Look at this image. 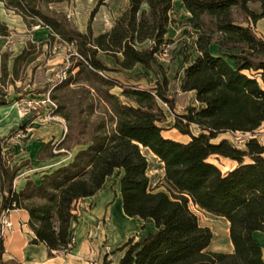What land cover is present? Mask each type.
Listing matches in <instances>:
<instances>
[{"label": "trees", "instance_id": "16d2710c", "mask_svg": "<svg viewBox=\"0 0 264 264\" xmlns=\"http://www.w3.org/2000/svg\"><path fill=\"white\" fill-rule=\"evenodd\" d=\"M0 1L29 27L49 28L48 42L60 38L75 46L73 68L78 71L58 90L84 85L107 106L105 118L92 129L86 122L76 130L69 113L58 109L68 121V132L59 143L44 144L39 159L81 149L68 164L45 172L39 180L27 177L20 191L15 181L30 162L13 167L5 153L7 139L0 136V218L5 212L26 210L35 236L32 243L44 244L50 257L67 255L76 246L70 245L80 218L79 203L97 195L119 170L125 214L152 220L157 228L141 239L130 238L116 250L124 253L120 264H264L255 238L257 232L264 233V145L257 138L246 141L244 149L226 139L215 142L224 133L253 134L264 124V39L255 31L264 19V0H182L190 15L187 22L198 36L197 55L192 61L185 58L180 88L194 93L200 105L183 114L174 111L167 81L141 89L100 74L112 71L100 55L113 58L124 71L138 65L151 71L161 68L158 56L169 44L175 0H127L112 28L98 35L48 15L39 0ZM236 13L244 17L242 22ZM36 48L30 43L12 69L9 55H0V90L7 79L14 84L20 78L22 66L36 60L32 53ZM116 88L120 94L112 92ZM8 105L6 95L0 94V108ZM163 105L173 114V129L188 136V142L164 137L159 125L167 118ZM143 150L163 164V185L152 187ZM214 157L237 166L223 173L211 162ZM192 206L229 222L232 254L208 250L214 234L200 225Z\"/></svg>", "mask_w": 264, "mask_h": 264}, {"label": "rangeland", "instance_id": "374dc122", "mask_svg": "<svg viewBox=\"0 0 264 264\" xmlns=\"http://www.w3.org/2000/svg\"><path fill=\"white\" fill-rule=\"evenodd\" d=\"M39 3L48 15L66 20L73 28L83 33L91 29L94 35L109 31L114 25L116 18L128 6L127 0H39ZM252 7L258 9V5H253ZM189 17L190 15L183 4L179 0H175L171 13L172 24L167 35L169 44L163 48L164 50L158 56V63L161 68H155V70L151 71L139 65L131 71H124L120 70L113 58L100 55L105 64L112 69L106 75L117 79L123 84L133 85L141 89H152L167 81V94L174 102V111L178 114H183L188 107L195 104L194 96L190 93L182 92L180 88L186 67L185 58L189 57L192 61L197 55L195 42L198 32L188 24L187 19ZM243 18V16L236 13L238 21L242 22ZM39 31H43L41 26L33 25L29 27L22 17L13 11L7 10L4 3L0 1V55L6 53L9 55V68L12 69L15 58L30 43L37 47L36 50L32 51L36 60L28 66H22L20 69V78L17 80V86L15 83L12 84V80L9 78L6 81V86L0 90V94L8 96V106L15 105L21 116V121L16 125V128L10 130L5 136H1L7 139V149L10 141H25L29 138L30 124L35 120H45L61 126L65 123L66 128L63 130L65 136L68 132L69 124L62 114L57 113L58 109L64 108L61 111L69 113L71 125L75 130L86 122L89 129H92L95 124L105 118L107 111L106 104L96 97L93 90L84 85L77 86L72 84L69 87L57 89L62 81L75 76L78 71L77 68H73L76 64V60H73V58H77L76 48L60 38L48 42V37L46 40L32 42L34 39H38L36 38V32ZM23 46L25 48L22 50L21 47ZM211 50L214 54H217V47L213 46ZM72 69L73 72L70 74L69 71ZM112 92L120 94L121 91L116 88ZM14 94L19 95L10 99ZM48 97L56 104V110L50 107L48 103L44 104ZM163 108L166 111L167 118L166 121L159 125L163 128L164 137L180 142H188L190 140L188 136H184L176 129H173L174 117L172 112L167 106L163 105ZM80 110L83 111V115H81ZM91 110H93V113L89 114ZM193 131L195 133L199 132L196 127H193ZM60 135L61 130H59V134L52 135V139L48 143H59L64 138V136ZM252 135H256L260 143L264 145L263 136L256 132L253 134L224 133L215 142L226 139L234 146L244 149L245 142L251 139ZM58 136L59 138H57ZM36 147L38 146H30L31 153L36 151ZM7 149L5 153L13 162L14 156L10 155L11 152ZM80 149L81 147H76L71 153L61 157L59 165L68 163ZM143 152L146 154L150 164L148 175L151 179L152 187L163 185L164 172L161 170L160 163L147 150H143ZM211 162L216 164L223 173H227L237 166L236 162L224 158L214 157ZM32 163L23 169L24 172L20 174L21 177L28 175L27 177L36 179L35 176L40 174L35 172ZM161 190L165 191L163 188Z\"/></svg>", "mask_w": 264, "mask_h": 264}, {"label": "crops", "instance_id": "0c3cea01", "mask_svg": "<svg viewBox=\"0 0 264 264\" xmlns=\"http://www.w3.org/2000/svg\"><path fill=\"white\" fill-rule=\"evenodd\" d=\"M179 2L182 3V0H179ZM42 29L43 31L36 32V38L38 39H34L32 42L46 40L49 37L50 29L47 27H42ZM255 31L260 32L257 34L264 39V19L256 24ZM24 48L25 46L21 47L22 50ZM15 84L17 86V81H15ZM190 94L194 96L195 101L192 106H200L195 100V94ZM9 95L11 94L9 93ZM18 95L14 94L10 99ZM6 98L8 99L7 95ZM20 121L21 116L15 105L0 108V136H5L10 130L16 128ZM54 124L45 120H35L30 124V134L27 140H13L8 143L9 148L7 150L11 152L10 155L14 156L13 167L26 161H29L30 164L33 162V169L40 174L35 176L36 179L32 178L39 180L45 172L62 166L59 165V159L64 155L51 159L38 158L42 146L48 144L52 139V135L59 134V130H61V135L64 136L63 130H65L66 124L63 123L62 126ZM256 133L263 136L264 139V124ZM32 145L38 147H36V151L31 153L30 146ZM147 151L158 160L161 170L164 172L163 164L159 159L149 150ZM23 169L19 172V177L15 181L17 191L22 190L27 181L28 175H25V177L20 176L24 172ZM122 176L123 171L117 170L112 177L108 178L106 185L97 195L85 198L79 203L80 218L75 230L77 244L67 255L60 254L50 257L44 244H33L32 241L35 236L29 227L30 216L28 212L26 210L11 211L8 217L14 225V230L6 233L0 241V264H104V262L120 264L124 253L116 252V250L127 243L130 238L138 240L157 230L152 220L144 221L139 218L128 217L125 214L121 197ZM1 197L0 191V199ZM192 210L197 215L200 225L210 228L214 234V239L208 250L210 252L232 254L234 247L230 239L229 222L225 218L214 216L196 206H192ZM255 238L262 248L264 259V233L257 232ZM106 247H108V250Z\"/></svg>", "mask_w": 264, "mask_h": 264}, {"label": "built area", "instance_id": "2783aa9c", "mask_svg": "<svg viewBox=\"0 0 264 264\" xmlns=\"http://www.w3.org/2000/svg\"><path fill=\"white\" fill-rule=\"evenodd\" d=\"M103 76H106V74L100 73ZM48 103L50 105V107H53L54 110L57 109V106L54 102H52V100L50 99V97H48L45 101L44 104ZM166 106V105H164ZM251 134V133H248ZM251 138H257L256 135H252ZM246 145V142L244 144V146ZM239 148V147H237ZM8 212H5L2 214L1 218H0V222H1V229H0V238H2L6 233L11 232L14 230V225L13 223L10 221L9 217H8ZM77 244V239L76 236H74L71 240V245L70 246H74ZM106 249L108 250V247H106Z\"/></svg>", "mask_w": 264, "mask_h": 264}]
</instances>
